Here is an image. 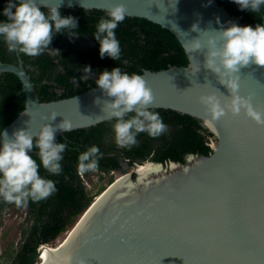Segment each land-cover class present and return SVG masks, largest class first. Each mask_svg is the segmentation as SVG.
I'll return each instance as SVG.
<instances>
[{"label": "water", "instance_id": "obj_1", "mask_svg": "<svg viewBox=\"0 0 264 264\" xmlns=\"http://www.w3.org/2000/svg\"><path fill=\"white\" fill-rule=\"evenodd\" d=\"M60 2L37 0L41 5ZM118 3L126 6V16L170 30L189 59L187 67L142 74L153 92L149 108L196 118L217 142L211 155H188L184 164L151 162L159 169L144 179L138 172L143 164H136V179L125 174L112 184L78 220L50 264H264V123L241 110L205 124L211 113L200 97L215 93L223 102L230 92L204 65L206 37L201 35L204 49L190 46L198 35L191 31L194 22L202 29H218L217 17L225 27L228 21L245 24L216 0H63L60 9L107 12ZM5 72L20 79L26 97L25 110L5 128L9 135L26 128L35 139L43 124L57 125L64 118L71 121V131L115 119L104 109L111 97L99 87L41 102L22 62L0 63V73ZM239 76V94L264 111V66L249 64ZM53 112L58 114L54 120ZM64 133L58 129L56 136Z\"/></svg>", "mask_w": 264, "mask_h": 264}, {"label": "clouds", "instance_id": "obj_2", "mask_svg": "<svg viewBox=\"0 0 264 264\" xmlns=\"http://www.w3.org/2000/svg\"><path fill=\"white\" fill-rule=\"evenodd\" d=\"M62 2L63 0L59 5H41L37 0H7L2 10V15L7 19H0V37L8 49L31 56L45 51L60 54V49L51 47L53 38L58 33L66 34L70 39L74 38L78 36L75 30L79 28L77 17L61 14ZM232 2L241 10L253 13L260 12L264 7V0ZM45 7L47 11L44 10ZM125 17L126 6L118 3L108 9L106 17H101L97 23L93 36L99 42V55L102 59L105 56L113 60L120 58L121 46L115 29ZM216 22L220 25L218 29H202L199 21L191 25V31L198 33L190 42L191 50L205 48V42L201 39L203 34L207 45L204 65L217 74L219 83L225 85L230 92V99L226 97L223 102L215 93L200 97L201 103L211 113V119L206 120L205 124L211 126L213 121L228 111L237 115L241 110L257 123H264V111L254 108L248 98L239 94L240 69L249 64L264 66V24L257 23L255 27L250 24L241 26L228 21V26L225 27L219 17ZM210 31L214 34H209ZM83 73L82 79L87 80L93 73L91 65L84 66ZM95 84L104 96L111 97L104 101V109L115 118L113 129L118 145L136 144L137 136L141 132L156 137L167 130L168 126L160 113L149 108L153 101V92L141 74L122 71L119 66L111 70L105 68L99 72ZM99 99L97 97L96 102ZM129 113L134 114L128 115ZM57 115L53 112L50 118L54 120ZM71 128V121L64 118L57 125L43 124L35 139L26 128L16 129L11 135L5 129L0 132L3 137L0 143V198L14 202L17 206H26L29 199L40 201L56 192L55 181L42 176L39 169L43 166L51 174L61 173V161L67 144L65 141L57 142L56 132L58 129L71 131ZM34 148L38 149L39 162L32 155ZM101 156L97 145L81 152L78 156V172L83 174L95 171L99 167ZM154 167L158 166L143 163L141 171H152ZM46 245L50 244H41L38 248V261L40 250Z\"/></svg>", "mask_w": 264, "mask_h": 264}, {"label": "trees", "instance_id": "obj_3", "mask_svg": "<svg viewBox=\"0 0 264 264\" xmlns=\"http://www.w3.org/2000/svg\"><path fill=\"white\" fill-rule=\"evenodd\" d=\"M216 1L245 25L250 24L255 27L257 23H264V7L260 12L253 13L241 10L232 0ZM6 2L7 0H0V19H7L2 15ZM44 10L47 11L46 8ZM60 10L62 15L72 14L78 18L79 28L75 31L81 35L85 34L84 32L96 30L100 18L107 15L105 11H88L83 8ZM87 14L91 16L87 18ZM115 32L120 41L121 52L126 54L118 60V66L124 71L142 75L147 70L157 72L174 66L189 65L186 51L179 39L160 24L145 18L126 16ZM18 56L24 60L25 64L35 57L22 52H19ZM18 56L8 49L5 41L0 37V63L17 64ZM37 56L40 62L43 61L47 65L51 62L48 51ZM125 57L132 62L123 64ZM32 81L41 102L71 98L82 93L80 90L59 95L49 91V87L42 84V79H36L32 75ZM25 108L26 97L20 79L13 73H0V132L10 125ZM152 110L160 113L168 126L167 130L156 137L150 136L147 132H141L137 136L138 142L132 146L117 144L113 129L115 119L91 128L66 132L64 136H56L57 142L65 141L67 144L61 161L62 171L54 175L41 166L39 172L42 176L55 181L57 191L40 201L29 199L28 204L30 203L32 208L36 209L34 216L37 220L25 231L22 248L11 254V264H37L40 245L51 244L62 233L74 228L93 204L96 195H90L83 181V176L88 177L93 171L81 174L77 170L79 154L90 146L97 145L102 153L99 167L96 169L100 174L125 172L123 167L125 162L133 169L136 164L147 161L184 164L188 155L209 156L213 153L211 142H217V138L203 128L199 120L173 110ZM37 152L38 149L34 148L32 155L39 162ZM109 181L112 183L113 178ZM3 201L0 198L1 205Z\"/></svg>", "mask_w": 264, "mask_h": 264}, {"label": "flooded vegetation", "instance_id": "obj_4", "mask_svg": "<svg viewBox=\"0 0 264 264\" xmlns=\"http://www.w3.org/2000/svg\"><path fill=\"white\" fill-rule=\"evenodd\" d=\"M87 15V18L91 16L90 14ZM95 31L96 30L84 32L85 34L83 35L77 33L78 36L71 39L66 34H56V36L53 38L51 47L60 49V54L49 53V60H51V62L48 65L43 63V61L40 62L38 59L39 56L37 55L31 60H28L27 64H25L24 60L18 56L19 51L11 52L16 53L18 56V63L16 65L22 62L25 70L30 75L31 80L32 75L36 79H42V84L47 85L49 87V91L55 92L59 95L67 94L71 91L78 92L80 90H82L80 92L85 93L98 87L95 84V81L98 79L100 71H103L105 68L111 70V68L118 66L119 60H113L108 56H105L103 59L100 57V45L93 36ZM121 56H126V54L121 52L120 57ZM128 62L132 61H130L128 57H125L123 64ZM86 65H91L93 73L88 76L87 80H84L82 79V76L84 75L83 67ZM122 71H124V69ZM127 164L128 163L125 162L123 167L125 168ZM95 172L99 173L97 170L93 171L92 173ZM35 210L36 209L32 208L31 204H28V202L26 206H17L14 202H7L4 200L2 205L0 204V228L2 226V222L6 217H8V214L10 213L11 216H15V218L18 217V214L20 216L23 214L24 223L27 225L31 223L30 226L33 225L37 220V217L34 216V214L36 215V212H34ZM47 219H49V217ZM30 226L23 230L22 237L20 238L18 244H16L17 248L11 251V254H13L15 251L18 252L19 249L22 248L25 239V231L28 230ZM41 251L42 248L40 253ZM5 253L6 252L1 249V256L5 255ZM11 261V255H9V262L7 264H11Z\"/></svg>", "mask_w": 264, "mask_h": 264}, {"label": "rangeland", "instance_id": "obj_5", "mask_svg": "<svg viewBox=\"0 0 264 264\" xmlns=\"http://www.w3.org/2000/svg\"><path fill=\"white\" fill-rule=\"evenodd\" d=\"M211 144L214 147L216 142L213 141ZM149 162L151 163V161ZM133 170L134 169L131 168L125 172H112L110 174H100L95 172L88 177H83V181L90 195H96L94 200L95 202L107 189L110 188V185H112L117 179L121 178L125 174H133ZM134 175V179H136V174L134 173L133 177ZM110 178H113L112 184L109 181ZM23 218V214L21 216L18 214V217L15 218V216H11L10 213L8 214V217H6L2 222V226L0 228V256L1 249H3V251L6 253L0 257V264H7L9 262V255H11V251L17 248L16 244H18L20 238L22 237L23 230L30 226L31 223L27 225L24 223ZM73 229L74 228L62 233L61 236L50 245L55 246L65 240Z\"/></svg>", "mask_w": 264, "mask_h": 264}, {"label": "bare ground", "instance_id": "obj_6", "mask_svg": "<svg viewBox=\"0 0 264 264\" xmlns=\"http://www.w3.org/2000/svg\"><path fill=\"white\" fill-rule=\"evenodd\" d=\"M147 163H150V162H147ZM154 166H156V165H154ZM141 168H142V166H140L139 168H138V172H139V176L142 178V179H144V178H146L147 176H149L150 175V173H153V172H157L158 171V169H159V167H154V169L152 170V171H146V172H142L141 171ZM124 176H122L121 178H123ZM121 178H119V179H121ZM119 179H117L114 183H116ZM113 183V184H114ZM112 185H110V187H111ZM79 223V222H78ZM77 223V224H78ZM76 227V226H75ZM74 227V228H75ZM74 230V229H73ZM72 230V231H73ZM70 234H71V232H70ZM69 234V235H70ZM69 235H68V237H69ZM67 237V238H68ZM67 238L65 239V240H63L62 242H60V243H58L57 245H55V246H51V245H46V246H43L42 247V251H41V253H40V257H39V259H40V261H39V264H50L51 263V261L53 260V255H56L57 253H58V251L60 250V248L62 247V245L64 244V242L67 240ZM52 253H54V254H52Z\"/></svg>", "mask_w": 264, "mask_h": 264}]
</instances>
